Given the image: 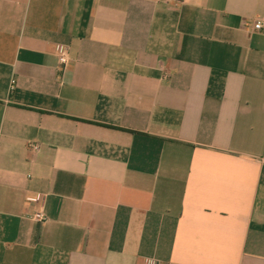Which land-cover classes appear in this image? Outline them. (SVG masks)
I'll use <instances>...</instances> for the list:
<instances>
[{
	"label": "crops",
	"instance_id": "1",
	"mask_svg": "<svg viewBox=\"0 0 264 264\" xmlns=\"http://www.w3.org/2000/svg\"><path fill=\"white\" fill-rule=\"evenodd\" d=\"M153 263L264 264V0H0V264Z\"/></svg>",
	"mask_w": 264,
	"mask_h": 264
},
{
	"label": "built area",
	"instance_id": "2",
	"mask_svg": "<svg viewBox=\"0 0 264 264\" xmlns=\"http://www.w3.org/2000/svg\"><path fill=\"white\" fill-rule=\"evenodd\" d=\"M261 28H262V22L256 21L254 24V29L260 30ZM55 53H56V56L58 57L59 63L62 65V67L65 68L71 60L70 56H69L68 48L65 46H62V45H57L55 47ZM30 148L33 151H38L39 145L38 144H30ZM34 219L38 222H44L47 219L43 202H41L38 205V209L36 210V212L34 214Z\"/></svg>",
	"mask_w": 264,
	"mask_h": 264
}]
</instances>
